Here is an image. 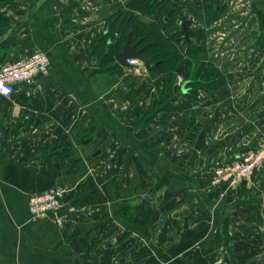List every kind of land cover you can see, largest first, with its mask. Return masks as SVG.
Here are the masks:
<instances>
[{
    "label": "crops",
    "instance_id": "crops-1",
    "mask_svg": "<svg viewBox=\"0 0 264 264\" xmlns=\"http://www.w3.org/2000/svg\"><path fill=\"white\" fill-rule=\"evenodd\" d=\"M168 1L164 33L181 61L110 75L97 42L134 16L159 23L155 10L0 0V67L50 60L0 96V264H264V165L237 186L212 184L218 166L262 141L264 0ZM180 17L194 53L176 35ZM179 78L189 88L201 78L190 105ZM57 186L64 207L32 221L31 195Z\"/></svg>",
    "mask_w": 264,
    "mask_h": 264
},
{
    "label": "built area",
    "instance_id": "built-area-1",
    "mask_svg": "<svg viewBox=\"0 0 264 264\" xmlns=\"http://www.w3.org/2000/svg\"><path fill=\"white\" fill-rule=\"evenodd\" d=\"M136 60L129 61L130 65L138 64ZM49 57L44 52H37L28 57L6 63L0 67V96L10 99L19 83L31 84L39 75L48 71ZM180 87L183 85L179 78ZM264 165V133L257 147L246 151L238 160L218 166L212 177L213 185L228 184L237 186L252 177L255 171ZM68 190L57 186L49 190L34 193L29 200L32 221H38L46 216L58 213L64 207ZM58 225L62 219L57 218Z\"/></svg>",
    "mask_w": 264,
    "mask_h": 264
},
{
    "label": "trees",
    "instance_id": "trees-1",
    "mask_svg": "<svg viewBox=\"0 0 264 264\" xmlns=\"http://www.w3.org/2000/svg\"><path fill=\"white\" fill-rule=\"evenodd\" d=\"M149 0H131V7L138 9L140 11H144L145 14H149L151 10L158 8H165L160 11L161 19H159V23H152V24H144L141 23L137 17H131L128 18L125 25V32L121 36L115 37L114 31H113V23L111 28L104 34L103 39L97 42L95 47H101L103 52V63L104 66L109 67V74L117 73L120 69H124V67L117 64L115 60V52L120 51L124 43L126 42L128 34H131L132 42L135 43L139 40H141L140 47H146L144 51V55L150 59H152L155 63H159L158 66L148 65L151 69H159L164 70L166 68H172L176 67L177 64L181 61V57L179 56L180 53L176 52H170L174 46H173V38H169L165 35L164 30L168 29L169 26H172L175 22L174 15L176 14V6L170 7L169 9V1L168 0H162L161 4L155 5L151 3L148 5L146 2ZM153 1V0H150ZM153 4V5H152ZM161 6V7H160ZM168 6V9L166 10V7ZM149 10V13L146 12V10ZM167 11V12H166ZM162 20L163 24H160V21ZM179 20H187L186 18L180 17ZM112 35V36H111ZM176 35L180 36V38L185 42L186 45H188V53H194L198 48H196V44H193L190 40V45L187 44V40L185 38V35L183 33L182 26L176 30ZM198 34V38H201V35ZM190 38V37H189ZM207 78V74H204L201 76V78ZM201 78H199L201 80ZM190 84L187 87L186 85V92L183 94V92L179 89V97L182 99L181 104L183 105H190L191 102L197 100L198 95V87L199 83L197 80Z\"/></svg>",
    "mask_w": 264,
    "mask_h": 264
},
{
    "label": "water",
    "instance_id": "water-1",
    "mask_svg": "<svg viewBox=\"0 0 264 264\" xmlns=\"http://www.w3.org/2000/svg\"><path fill=\"white\" fill-rule=\"evenodd\" d=\"M264 14V9H263ZM190 21L185 20L182 23L183 33L185 35L186 40H189V36L191 35V31L189 29ZM141 40L133 43L131 34H128L126 42L122 46L120 51L115 52V60L118 65L127 68V69H135V66L129 65V61L136 60L138 62H141L145 65H155L158 66L159 63H155L152 59L146 57L144 55V51L146 47H140ZM186 86L184 85L182 87V92H186Z\"/></svg>",
    "mask_w": 264,
    "mask_h": 264
},
{
    "label": "rangeland",
    "instance_id": "rangeland-1",
    "mask_svg": "<svg viewBox=\"0 0 264 264\" xmlns=\"http://www.w3.org/2000/svg\"><path fill=\"white\" fill-rule=\"evenodd\" d=\"M161 2H162V0H153V1H148V2H146L148 5H150L151 3H153V4H155V5H159V4H161ZM152 4V5H153ZM161 7V6H160ZM165 8V6L162 8H159V10L160 11H162L163 9ZM158 8H155V9H153V10H155L157 13H158V16H159V18L158 19H161V12L160 11H158L157 10ZM168 9V6L166 7V10ZM144 12V11H143ZM146 12L147 13H149V10L147 9L146 10ZM145 13V12H144ZM150 13H151V11H150ZM160 24L162 25L163 24V22H162V20L160 21ZM181 27V25H179V28ZM260 235V233L259 234H257V233H255V235H252V241H253V243H252V246H260L261 244H262V241H261V237H258ZM243 246H245V245H243ZM240 264H247L246 262L245 263H242L241 261H240Z\"/></svg>",
    "mask_w": 264,
    "mask_h": 264
},
{
    "label": "flooded vegetation",
    "instance_id": "flooded-vegetation-1",
    "mask_svg": "<svg viewBox=\"0 0 264 264\" xmlns=\"http://www.w3.org/2000/svg\"><path fill=\"white\" fill-rule=\"evenodd\" d=\"M190 37V36H189Z\"/></svg>",
    "mask_w": 264,
    "mask_h": 264
}]
</instances>
